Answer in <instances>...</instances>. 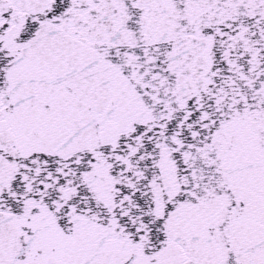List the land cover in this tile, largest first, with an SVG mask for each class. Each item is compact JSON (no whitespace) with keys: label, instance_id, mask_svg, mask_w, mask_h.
Wrapping results in <instances>:
<instances>
[{"label":"snow or ice","instance_id":"1","mask_svg":"<svg viewBox=\"0 0 264 264\" xmlns=\"http://www.w3.org/2000/svg\"><path fill=\"white\" fill-rule=\"evenodd\" d=\"M0 264H264V0H0Z\"/></svg>","mask_w":264,"mask_h":264}]
</instances>
